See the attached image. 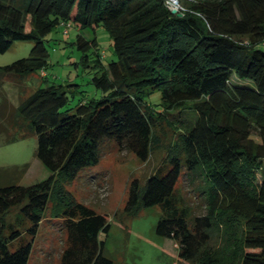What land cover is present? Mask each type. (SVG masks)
I'll use <instances>...</instances> for the list:
<instances>
[{
    "label": "trees",
    "instance_id": "obj_1",
    "mask_svg": "<svg viewBox=\"0 0 264 264\" xmlns=\"http://www.w3.org/2000/svg\"><path fill=\"white\" fill-rule=\"evenodd\" d=\"M16 2L0 0V53L16 41L34 46L29 57L0 67V145L34 133L36 158L50 175L30 186L20 179L0 185V264H29L46 221L62 235L59 264H114L105 255L108 217L64 184L86 174L97 182L87 170L112 145L148 162L161 124L180 133L179 144L144 184L132 182L124 229L159 205L156 233L177 245L180 261L264 264V0H181L177 13L167 0H29L24 9ZM58 26L80 32L75 44L101 93L74 108L67 89L80 85L47 79L46 36ZM99 27L110 34L116 60L105 63L97 40L82 35ZM36 72L47 85L28 93L19 81ZM9 80L17 106L5 90ZM155 92L161 102L153 106L145 99ZM17 169L23 176L29 165ZM181 180L201 194L204 215L187 219ZM51 200L52 220L44 217ZM13 208L32 224L31 242L15 251L21 232L6 222ZM216 236L222 249L214 252Z\"/></svg>",
    "mask_w": 264,
    "mask_h": 264
},
{
    "label": "rangeland",
    "instance_id": "obj_2",
    "mask_svg": "<svg viewBox=\"0 0 264 264\" xmlns=\"http://www.w3.org/2000/svg\"><path fill=\"white\" fill-rule=\"evenodd\" d=\"M180 2L181 0H171L174 8L180 6ZM28 3L29 0H17L16 6L24 9ZM78 34L80 32H77L73 26H58L46 36L49 52V66L46 70L48 82L66 86L71 83L80 85V87L67 89L70 98L68 108H74L83 98L90 100L99 98L101 94L91 83L96 70L86 66L82 59L83 54L75 44ZM82 35L88 40L93 38L97 40V49L103 54L105 63L116 60L112 38L106 29L99 27L95 32L87 29L82 32ZM33 46L32 41L14 42L9 50L0 53V67L29 57ZM88 53L93 54V50ZM89 56L94 57V54ZM93 59L90 58V61ZM19 82L28 93L47 85V81L42 80L40 73L37 72L26 76L23 80L20 79ZM237 82L240 81L237 80ZM5 90L11 102L17 106L19 98L14 81H7ZM145 100L156 106L161 102V94L155 92ZM179 138V132L166 124H161L154 129L152 154L148 162H143L133 153L120 151L112 145L107 148L100 162L87 170L90 174L97 176V182L90 183L91 179L89 182L85 181L88 172H84L80 175L86 174L85 176L64 184L65 189L79 202L108 217L111 229L108 239L106 238L105 255L111 258L114 264H197L180 261L177 245L172 240L157 235V224L163 216L161 206L141 210L135 218L128 221L127 230L124 229L121 221V214L127 203L132 182L138 180L144 184L148 177L155 174L158 168L163 166L167 149L177 146ZM36 149L37 136L34 133L12 144L0 145V169L22 168L27 164L29 169L25 173L22 185L30 186L43 181L48 178L50 172L36 158ZM177 188L178 197L181 198L180 205L187 210L188 220L194 215L205 214L203 198L198 191H194L191 182L183 185L181 180ZM53 207L51 200L45 218L53 219L55 216ZM6 222L21 232V237L11 247L12 251L22 244L31 242L32 236L27 230L32 224L19 212L18 208L10 210ZM10 233L11 230H7L6 234ZM101 238L104 239L103 236ZM61 240L62 235L58 232L57 225L52 226L51 221H46L40 226L34 238L33 254L29 264H59ZM211 248L214 252L222 249L219 237L212 239Z\"/></svg>",
    "mask_w": 264,
    "mask_h": 264
},
{
    "label": "crops",
    "instance_id": "obj_3",
    "mask_svg": "<svg viewBox=\"0 0 264 264\" xmlns=\"http://www.w3.org/2000/svg\"><path fill=\"white\" fill-rule=\"evenodd\" d=\"M25 175L22 176L21 172L17 169V167L1 170L0 169V185H5L10 182L19 181V184L22 185Z\"/></svg>",
    "mask_w": 264,
    "mask_h": 264
},
{
    "label": "built area",
    "instance_id": "obj_4",
    "mask_svg": "<svg viewBox=\"0 0 264 264\" xmlns=\"http://www.w3.org/2000/svg\"><path fill=\"white\" fill-rule=\"evenodd\" d=\"M167 3H168V5H169V7H173L172 6V4H171V0H167ZM174 8V7H173ZM175 9L177 10V12L181 9V7L180 6H178V7H175ZM43 75H45L44 73H42Z\"/></svg>",
    "mask_w": 264,
    "mask_h": 264
},
{
    "label": "water",
    "instance_id": "obj_5",
    "mask_svg": "<svg viewBox=\"0 0 264 264\" xmlns=\"http://www.w3.org/2000/svg\"><path fill=\"white\" fill-rule=\"evenodd\" d=\"M170 10L172 11V13H177V10L173 7H170ZM179 16H180V14H179Z\"/></svg>",
    "mask_w": 264,
    "mask_h": 264
}]
</instances>
